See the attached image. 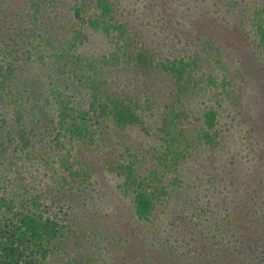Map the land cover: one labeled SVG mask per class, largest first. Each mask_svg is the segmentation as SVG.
I'll use <instances>...</instances> for the list:
<instances>
[{"label": "trees", "instance_id": "obj_1", "mask_svg": "<svg viewBox=\"0 0 264 264\" xmlns=\"http://www.w3.org/2000/svg\"><path fill=\"white\" fill-rule=\"evenodd\" d=\"M9 1H19L25 16L15 12L18 32L10 34L11 42L0 33V264L104 261L76 241L81 227L64 196L91 183L82 159L86 149L108 146L112 129L145 123L154 100L143 104L109 90L112 72L124 66L172 82L149 166L130 147L109 163L136 220L157 229L155 238L174 237L177 244L171 241L169 249L189 257L193 245L203 248L208 263L264 264V140L255 127L263 128L258 123L264 115L254 101L264 99L262 68L251 75L260 96L250 94L253 124L243 133L248 157H242L254 164L242 168L240 134L233 133V147L220 111L209 106L197 115L187 100L206 88L227 92L232 81L222 66L200 79L198 57L158 62L128 22L116 18L115 0H75L69 25L64 0ZM44 4L52 7L51 29L38 23L26 36L23 24L29 16L37 22ZM249 17L257 47L264 48V0ZM204 38L222 53L216 41ZM71 244L79 250L72 252ZM157 258L150 252L145 262L160 264Z\"/></svg>", "mask_w": 264, "mask_h": 264}, {"label": "rangeland", "instance_id": "obj_2", "mask_svg": "<svg viewBox=\"0 0 264 264\" xmlns=\"http://www.w3.org/2000/svg\"><path fill=\"white\" fill-rule=\"evenodd\" d=\"M1 1L6 4L0 5V33L10 41V34L18 32V28L12 26L19 23V19L14 16L15 12L22 14L23 11L19 9V1ZM64 1L66 4L63 5L62 17L64 23L69 25L70 16H73L70 8L75 0ZM115 3L116 18L128 22L158 62L178 58L190 61L198 57L200 65L196 71L200 79L207 73L216 72L219 65L224 68L232 81L228 91L219 93L207 88L199 90L194 97L187 99L188 104L197 115L207 107L215 106L220 111L223 129L228 130L231 136L233 147L236 144L233 133L236 136L240 134L241 142L238 145L242 149L240 157L245 164L242 168L254 164L253 160L242 156H247L248 151L243 133H247L253 124V98L250 94L254 92V96H260L253 90L251 75L257 68H262L264 73V48L257 47L248 21L252 9L260 0H115ZM91 6H94V2H91ZM51 9L50 4H44V13L39 14L37 22L34 16H29L25 24L21 21L27 27L23 33L31 36L36 32L38 23L51 29ZM204 36L216 41L223 48L222 53L214 45L210 48L203 41ZM93 46L98 48V40ZM109 80L112 93L123 94L143 104H146L144 102L148 98L154 101L151 109L146 111L142 126L124 131L112 129L108 146L86 149L82 153L84 163L92 171L91 183L86 188L68 191L64 196L67 211L81 227L76 241L82 242L91 254L100 252V259L104 260L102 264H148L145 257L150 252L158 256L160 264H176L180 261L182 264H213L200 255L203 248L198 249L192 245L193 252H190L189 257L181 253V249H169L171 241L176 243L174 237L164 235L165 241L161 233H157L155 238L157 229L152 232L150 225L136 220L130 199L120 191V179L109 170V163L124 152L126 147L137 152L148 166L152 162L151 151L158 144V127L163 111L172 100V82L168 77L133 66L115 69ZM260 82L264 87V76L260 77ZM258 98L254 101L257 107L262 108L264 115V99ZM261 120L258 124L263 128L255 127L264 140V117ZM165 209L166 212L162 210L159 215L163 219L168 213ZM78 248L71 244L72 252L78 251Z\"/></svg>", "mask_w": 264, "mask_h": 264}]
</instances>
